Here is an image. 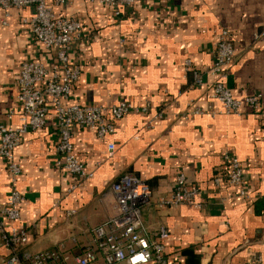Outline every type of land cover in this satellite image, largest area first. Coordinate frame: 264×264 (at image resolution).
Listing matches in <instances>:
<instances>
[{
    "label": "crops",
    "instance_id": "crops-1",
    "mask_svg": "<svg viewBox=\"0 0 264 264\" xmlns=\"http://www.w3.org/2000/svg\"><path fill=\"white\" fill-rule=\"evenodd\" d=\"M52 8L82 25L70 49L81 74L69 102L110 106L126 100L133 107L106 138L75 128V153L93 172L78 185L56 166L60 134L53 110L44 127L22 134L15 150L22 174L15 182L0 156V201L13 187L24 198L18 223L28 231L23 251L63 248L67 264H75L91 229L113 212L105 192L123 173L134 172L151 190L145 223L168 232L169 264H264V119L244 103L239 113H227L212 96L217 76L208 71L217 32L227 28L237 55L226 83L236 98L260 93L264 103V0H136L119 7L66 0ZM34 11L32 5L0 7V124H21V63L54 57L21 22ZM187 58L203 70L204 85L192 84ZM108 142L115 144L111 156ZM226 155L241 161L247 197L224 181L214 183L226 170ZM179 171L201 189L202 208L157 204L172 193ZM8 253L0 247V264Z\"/></svg>",
    "mask_w": 264,
    "mask_h": 264
},
{
    "label": "built area",
    "instance_id": "built-area-1",
    "mask_svg": "<svg viewBox=\"0 0 264 264\" xmlns=\"http://www.w3.org/2000/svg\"><path fill=\"white\" fill-rule=\"evenodd\" d=\"M66 0H0V7L21 9L34 6V14L22 17L21 22L29 28L35 40L54 53L52 62L25 60L21 63L17 82L18 99L21 103L20 120L17 127L0 124V156L6 162L12 182L22 174L16 160L15 150L22 134L44 127L51 110L56 115L59 141L56 151L59 159L56 166L69 172L76 185L93 176L77 156L73 143L75 128H87L99 138H106L115 130L116 122L132 109V104L120 100L110 106L101 104L83 105L69 102L73 86L81 74V67L70 58L71 45L81 38L82 25L78 19L57 15L52 4ZM107 6H130L136 0H90ZM237 55L231 32L220 28L213 51V62L209 68L217 76L212 84V96L218 99L227 113H239L241 105L260 111L264 119V103L260 93H253L244 99L236 98L227 85V70ZM185 70L192 76V84L204 85L203 70L197 68L190 58L184 62ZM198 113V111H195ZM109 156L113 155L115 144H107ZM226 170L213 179L216 185L223 181L238 188L239 194L247 197L243 166L236 156H225ZM176 185L171 194L157 199L159 206L190 204L202 208L197 199L201 189L189 185L186 175L179 171ZM113 202V212L106 221L91 229L92 239L81 254L74 256L75 264H92L101 257L104 264L124 261L127 264H169L165 255V229L151 231L143 218V207L150 203L151 190L147 183L134 172L123 173L105 192ZM23 194L13 187L4 202L0 201V247L8 250L4 264H67L69 256L63 248L47 249L35 253L23 251L28 243V231L19 226Z\"/></svg>",
    "mask_w": 264,
    "mask_h": 264
}]
</instances>
